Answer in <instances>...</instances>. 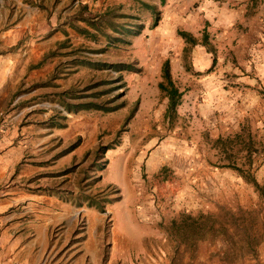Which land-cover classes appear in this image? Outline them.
<instances>
[{"label": "rangeland", "instance_id": "obj_1", "mask_svg": "<svg viewBox=\"0 0 264 264\" xmlns=\"http://www.w3.org/2000/svg\"><path fill=\"white\" fill-rule=\"evenodd\" d=\"M166 60L183 92L169 117ZM0 79V139H43L42 175L80 163L58 179L78 191L58 193L76 206H89L82 193L99 199L111 187L106 211L89 206L104 214V250L115 208L128 202L120 218L147 224L149 253L134 264H264V0H0ZM101 81L95 91L119 108L68 110L65 91ZM79 113L105 119L90 151L112 144L109 163L100 169L85 154L50 168L83 140L63 143L50 130ZM51 177L42 190L55 187ZM212 224L219 231L209 234ZM200 243L207 257L197 263Z\"/></svg>", "mask_w": 264, "mask_h": 264}, {"label": "crops", "instance_id": "obj_2", "mask_svg": "<svg viewBox=\"0 0 264 264\" xmlns=\"http://www.w3.org/2000/svg\"><path fill=\"white\" fill-rule=\"evenodd\" d=\"M104 120L91 113L71 114L65 127L51 129L50 138L63 143L78 136L83 140L50 168L59 170L81 160L96 144L100 129H105ZM13 136L0 139V264H134L147 257L149 251L140 235L146 236L147 224L135 217L120 218L121 211L129 210L128 202L121 203L125 207L115 208L117 220L112 226L109 249L104 250L100 237L104 214L94 207L76 206L58 193L37 190L35 186L43 183L44 168L37 161L43 158L44 140H37L35 135L21 139ZM126 178L122 170L117 184ZM50 179L57 180L54 185L60 183L59 177ZM73 191L77 195L78 191ZM80 216L85 217L82 224ZM206 246L199 244L197 263L206 259Z\"/></svg>", "mask_w": 264, "mask_h": 264}, {"label": "trees", "instance_id": "obj_3", "mask_svg": "<svg viewBox=\"0 0 264 264\" xmlns=\"http://www.w3.org/2000/svg\"><path fill=\"white\" fill-rule=\"evenodd\" d=\"M156 24V23H155ZM82 32H87L85 31V29H82ZM184 35H187V33H182ZM113 39V37H112ZM62 44H65L62 43ZM79 50V49H76ZM78 61H76L77 65H93L94 62H92L89 59H81V58H77ZM105 66L109 65L108 63H104ZM115 67H117V70L119 71H123V70H130L132 67L131 65L128 64H124V63H119V65H116ZM163 78L164 81L160 82L159 86L160 88L166 92V95L169 98V102H168V106H167V110H166V116H173L176 113L177 110V106L180 104V99L182 97L183 92L180 91L179 87L176 86L175 82L173 81L172 78V74H171V68H170V61L166 60L164 65H163ZM122 80V77L121 79ZM109 81H101V82H97L91 85H87L84 87V89H82L80 91V93H76L75 92V88L73 89H69L67 91H65V94H70V97L73 98L74 101H64V104H66V106L68 107V110L70 111H79V110H83V109H98V110H103V111H112V110H116L117 108H119L122 104L117 105V106H111L110 104L113 102L112 98H106L105 94H108V90H97L95 91V88L103 85V84H108ZM124 87V86H122ZM85 92H89L88 94L84 93ZM83 92V93H81ZM58 126L60 127H65L67 125V123H57ZM81 138H79L75 143L72 144L71 148H69V151L74 149L75 147H77L80 144ZM113 148L112 144H104L103 142H100L97 147L92 150V151H88L85 155V159L87 160L91 155L94 156V163L97 161H100V165L99 168L100 169H104L106 167V165L109 163V159L106 157L107 152ZM80 163H75L73 164L71 167H68L66 169H64L63 171H59V172H55V173H48L51 175H46L43 174L41 175L42 177L44 176H52V177H59V176H66L70 173L76 172V170L78 169ZM89 170H92V168L87 169L86 172H89ZM87 179L92 178L95 179V175H91L90 172L87 173ZM98 179H101V175L98 177ZM67 180V179H66ZM65 180V181H66ZM64 183V181H62L61 183H59L58 185H55L54 188H52V190L49 189V191L54 192V193H69V194H74V191L72 189H60V186H62V184ZM256 186L262 190L263 188L256 183ZM111 187H108L107 189H105L102 193H100L99 195V199H96L95 195L91 194V193H82L81 195L84 196L88 202H89V206H96L98 207L101 211H106V202H109L111 199L109 198V194L108 190ZM38 189H41V187H39ZM48 190V189H47ZM119 191V190H118ZM202 217H205L207 219H211L213 217V215H201ZM219 231V229H215L214 224L210 225L207 229L206 232H208L209 234L211 232H216ZM223 232L224 234L228 235V229L225 228L224 225H222V227L220 228V232ZM206 234V233H204ZM258 244V243H257ZM256 243L252 242V241H248V245L250 249H253L254 246L257 245Z\"/></svg>", "mask_w": 264, "mask_h": 264}]
</instances>
